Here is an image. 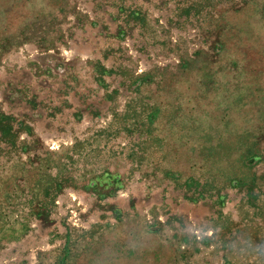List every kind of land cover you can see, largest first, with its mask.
Instances as JSON below:
<instances>
[{"label": "rangeland", "instance_id": "1", "mask_svg": "<svg viewBox=\"0 0 264 264\" xmlns=\"http://www.w3.org/2000/svg\"><path fill=\"white\" fill-rule=\"evenodd\" d=\"M0 264H264V0H0Z\"/></svg>", "mask_w": 264, "mask_h": 264}]
</instances>
